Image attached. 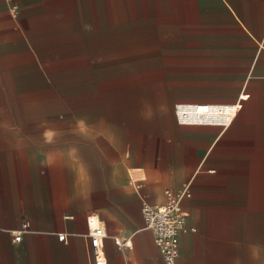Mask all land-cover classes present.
Returning <instances> with one entry per match:
<instances>
[{
    "label": "crops",
    "instance_id": "1",
    "mask_svg": "<svg viewBox=\"0 0 264 264\" xmlns=\"http://www.w3.org/2000/svg\"><path fill=\"white\" fill-rule=\"evenodd\" d=\"M184 2L187 20L169 4ZM206 21L212 81L238 85L175 102V119L154 101L168 98L162 35L185 41ZM240 93L228 125L181 123ZM180 185L174 264H264V0H0V264H91L88 214L105 227L107 264H166L140 200Z\"/></svg>",
    "mask_w": 264,
    "mask_h": 264
},
{
    "label": "built area",
    "instance_id": "2",
    "mask_svg": "<svg viewBox=\"0 0 264 264\" xmlns=\"http://www.w3.org/2000/svg\"><path fill=\"white\" fill-rule=\"evenodd\" d=\"M16 4H12L11 8L15 10ZM247 93H240L234 101H219L212 103V118L210 120L198 121H181V123H204L228 125L235 117L241 106L240 100ZM186 103L178 102L175 109H181ZM211 109V108H210ZM208 108L204 111L209 112ZM206 117V116H205ZM140 169L129 170V182L137 189L139 180L144 175L136 174L135 171ZM188 192L187 185H180L177 188L166 187L164 189L165 199L161 203H151L144 197H141L140 207L145 227L149 228L153 235V240L159 249L160 255L166 264H174L179 253V233L187 230L185 220L188 211L183 208L182 198ZM87 230L85 236L88 239L89 249L91 253V264H107V257L104 250V237L107 235L102 221L95 214L86 216ZM27 228V222H23L20 228L12 229L13 240H19L22 231ZM193 229V228H192ZM64 232H58L59 238L64 237ZM115 243L119 247L130 245L129 238H122L118 235L114 237ZM139 264V263H136Z\"/></svg>",
    "mask_w": 264,
    "mask_h": 264
},
{
    "label": "rangeland",
    "instance_id": "3",
    "mask_svg": "<svg viewBox=\"0 0 264 264\" xmlns=\"http://www.w3.org/2000/svg\"><path fill=\"white\" fill-rule=\"evenodd\" d=\"M170 6L177 7L182 10L183 17L187 20L192 9L187 2L169 3ZM182 7V8H180ZM205 8V7H203ZM211 8L208 6V9ZM206 9V8H205ZM199 30L195 29L192 34H185V41L180 40L182 35L173 33V29L169 26L168 33L162 35V51L159 56L170 58V79L166 83V97H154V101L172 102L171 108L174 115V103L181 100H196L206 98H222L225 97L226 91L221 85L233 84L237 87V83H229L223 81H212V21H206ZM167 28L165 29L167 31ZM186 30H189L186 28ZM190 31V30H189ZM173 39H179L174 40ZM152 57L158 54L154 50L151 52ZM164 86H154V94L160 96ZM175 118V115H174ZM176 119V118H175Z\"/></svg>",
    "mask_w": 264,
    "mask_h": 264
}]
</instances>
